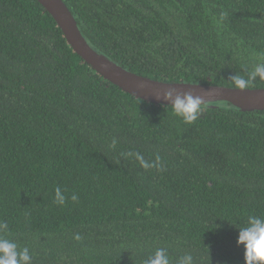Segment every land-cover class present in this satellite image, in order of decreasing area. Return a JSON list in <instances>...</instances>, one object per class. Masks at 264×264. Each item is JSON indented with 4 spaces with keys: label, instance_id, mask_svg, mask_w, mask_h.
Returning <instances> with one entry per match:
<instances>
[{
    "label": "trees",
    "instance_id": "obj_1",
    "mask_svg": "<svg viewBox=\"0 0 264 264\" xmlns=\"http://www.w3.org/2000/svg\"><path fill=\"white\" fill-rule=\"evenodd\" d=\"M63 2L142 76L235 87L264 61V0ZM249 215L264 216V110L217 101L184 123L104 80L37 0H0V223L32 264H144L158 248L244 264Z\"/></svg>",
    "mask_w": 264,
    "mask_h": 264
},
{
    "label": "water",
    "instance_id": "obj_2",
    "mask_svg": "<svg viewBox=\"0 0 264 264\" xmlns=\"http://www.w3.org/2000/svg\"><path fill=\"white\" fill-rule=\"evenodd\" d=\"M54 19L56 25L81 60L90 66L104 80L116 85L134 98L157 105H170L164 98L165 92L175 89L176 94L191 92L205 99V104L225 101L243 111L264 110V88H250L244 91L214 84L167 82L131 72L116 64L105 55L94 50L86 41L77 22L63 0H37Z\"/></svg>",
    "mask_w": 264,
    "mask_h": 264
},
{
    "label": "clouds",
    "instance_id": "obj_3",
    "mask_svg": "<svg viewBox=\"0 0 264 264\" xmlns=\"http://www.w3.org/2000/svg\"><path fill=\"white\" fill-rule=\"evenodd\" d=\"M231 79L235 89L244 91L250 89L255 81L264 80V61H257L253 67L247 71L246 75H233ZM175 89L165 92L164 98L171 100V107L174 114L180 117L184 123L195 122L205 110V99L200 95H193L185 92L182 95L176 94L173 99ZM116 141L113 140V147ZM132 155V153H128ZM145 168L150 165L143 161ZM157 159H159L157 157ZM56 198L58 203L64 202V197L57 189ZM76 197L73 196V199ZM239 229L236 243L243 245L244 264H264V216L249 215L246 223ZM7 223H0V264H32V256L27 247L20 248L19 245L7 236ZM79 239V236H77ZM144 264H169L167 250L158 248L150 255ZM179 264H194L193 256L188 253L180 258Z\"/></svg>",
    "mask_w": 264,
    "mask_h": 264
}]
</instances>
